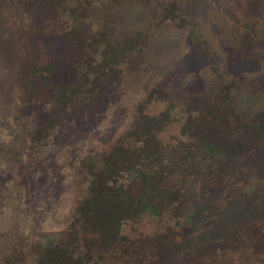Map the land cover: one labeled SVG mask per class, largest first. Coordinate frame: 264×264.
I'll list each match as a JSON object with an SVG mask.
<instances>
[{"label": "trees", "instance_id": "trees-1", "mask_svg": "<svg viewBox=\"0 0 264 264\" xmlns=\"http://www.w3.org/2000/svg\"><path fill=\"white\" fill-rule=\"evenodd\" d=\"M127 2L153 5L157 25L188 29L217 83L147 86L125 129L77 158L66 224L12 244L0 264H229L234 249L264 257V106L239 102L264 95V68L236 70L178 0H0V60L17 68L10 119L27 164L66 125L108 107L144 64L153 32L114 29ZM242 7L247 57L264 43V0Z\"/></svg>", "mask_w": 264, "mask_h": 264}, {"label": "rangeland", "instance_id": "rangeland-1", "mask_svg": "<svg viewBox=\"0 0 264 264\" xmlns=\"http://www.w3.org/2000/svg\"><path fill=\"white\" fill-rule=\"evenodd\" d=\"M178 1L182 15L199 23L212 47L236 70L251 75L261 72L263 41L247 57L239 49L245 27L244 0ZM119 9L123 15L114 23L116 32L136 29L153 32L145 49L144 64L136 72L127 73L115 86L108 107L82 119L81 124L66 125L31 164H27V155L18 143L20 131L10 119V99L17 91V68L7 60H0V260L19 240L39 239L45 232L66 224L78 194L74 185L78 159L89 147L104 146L125 129L147 86L167 82L179 90L202 86L210 89L217 83L209 64L191 47L188 29L168 22L157 25L153 5L127 2ZM259 33L264 40V17ZM239 102L242 110L254 111L264 106V95H251ZM42 113L39 106L33 116L39 118ZM234 250L227 254L229 264H264L262 256Z\"/></svg>", "mask_w": 264, "mask_h": 264}]
</instances>
